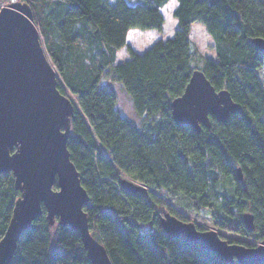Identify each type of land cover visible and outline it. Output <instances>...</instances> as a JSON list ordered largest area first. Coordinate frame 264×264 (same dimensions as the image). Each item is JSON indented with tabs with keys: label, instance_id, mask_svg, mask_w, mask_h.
I'll return each mask as SVG.
<instances>
[{
	"label": "trees",
	"instance_id": "trees-1",
	"mask_svg": "<svg viewBox=\"0 0 264 264\" xmlns=\"http://www.w3.org/2000/svg\"><path fill=\"white\" fill-rule=\"evenodd\" d=\"M14 1L31 8L57 87L75 98L67 149L89 199L90 232L111 263L238 264L165 235L160 209L188 220L151 189L184 197L209 224L264 238V54L252 43L264 38V0H176L172 35L141 53L127 43L129 30L160 32L168 0ZM193 22L204 26L215 54L202 57L200 68L189 39ZM121 49L128 59L117 61ZM194 69L239 106L225 122L210 116V127L199 132L176 124L170 109ZM113 83L129 97L141 126L118 110ZM122 174L147 192H124ZM18 196L12 173L0 175V238ZM244 212L253 215L252 231L242 223ZM53 230L43 209L9 264H91L77 231L57 224Z\"/></svg>",
	"mask_w": 264,
	"mask_h": 264
},
{
	"label": "water",
	"instance_id": "water-1",
	"mask_svg": "<svg viewBox=\"0 0 264 264\" xmlns=\"http://www.w3.org/2000/svg\"><path fill=\"white\" fill-rule=\"evenodd\" d=\"M264 54V38L252 40ZM57 73L40 41L31 8L13 1L0 7V175L11 172L19 196L0 238V264H9L21 234L42 214L50 226L77 231L91 264H112L104 246L91 234L84 211L89 199L70 160L67 139L76 104L57 87ZM178 125L196 132L210 127V116L225 122L239 106L226 89L216 91L204 73L194 69L182 94L170 103ZM235 173L241 180V170ZM54 185L56 188H54ZM126 193L147 188L125 177ZM242 223L254 229L253 215L244 212ZM162 232L211 251L226 262H264V238L257 245L231 243L215 230H199L169 212L159 216Z\"/></svg>",
	"mask_w": 264,
	"mask_h": 264
},
{
	"label": "rangeland",
	"instance_id": "rangeland-1",
	"mask_svg": "<svg viewBox=\"0 0 264 264\" xmlns=\"http://www.w3.org/2000/svg\"><path fill=\"white\" fill-rule=\"evenodd\" d=\"M13 2L14 0H8V2ZM176 6V0H168L167 3L161 8V12L164 17V24L162 30L160 32L156 30H139V29H131L127 34V43L138 53L146 50L153 42L157 39H163L172 35L173 31L177 27L176 19L173 17L172 12ZM1 7V5H0ZM34 20V19H33ZM35 23V22H34ZM36 25V23H35ZM38 28V26L36 25ZM39 30V29H38ZM40 33V32H39ZM189 39L191 41L192 49L194 51V61L197 62L196 65L198 68L201 66V58H214V50L212 47L213 41L206 32L204 26L199 22H193L190 27ZM40 41L43 46V42L40 35ZM117 61H122L128 59V55L125 53L123 49L119 50L117 53ZM113 89L116 92L117 96V108L128 119L135 122L138 126H141V119L138 118L133 110L131 101L129 97L124 93L123 89L118 83L112 84ZM66 96L69 97L75 104V98L66 90ZM123 177L138 183L132 178L122 174ZM155 194L162 196L164 201L173 209L180 212L188 221L195 223L197 226L202 228V230H215L222 238L226 240H234L237 242L248 243L250 245L259 244V240H257L254 236L246 237L237 235L232 230L226 228L216 227L212 224H209L200 218L196 217L191 213L190 209L186 207L187 199L182 196H165L162 191L151 189ZM163 213L167 211L165 208L160 209ZM55 225H52V232L55 228ZM147 226H143L146 228Z\"/></svg>",
	"mask_w": 264,
	"mask_h": 264
},
{
	"label": "crops",
	"instance_id": "crops-1",
	"mask_svg": "<svg viewBox=\"0 0 264 264\" xmlns=\"http://www.w3.org/2000/svg\"><path fill=\"white\" fill-rule=\"evenodd\" d=\"M118 53V52H117ZM118 60V59H117ZM121 61V60H120Z\"/></svg>",
	"mask_w": 264,
	"mask_h": 264
}]
</instances>
